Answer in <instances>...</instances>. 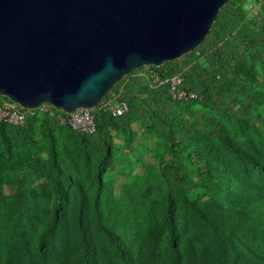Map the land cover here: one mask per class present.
Segmentation results:
<instances>
[{
  "label": "trees",
  "instance_id": "trees-1",
  "mask_svg": "<svg viewBox=\"0 0 264 264\" xmlns=\"http://www.w3.org/2000/svg\"><path fill=\"white\" fill-rule=\"evenodd\" d=\"M246 2L256 10H244ZM184 57L188 66L198 58L205 66L183 70L175 60L168 68L166 62L149 69L160 78L180 74L182 87L196 93V100H173L167 86L153 84L145 74L132 77L143 68L135 69L102 100L124 102L125 113L111 117L90 110L96 125L92 135L59 124L64 113L53 108V123L63 134H47L44 158L28 135L34 115L27 125L0 122V264H264V131L252 120L264 91L250 92L256 64L264 68V0H229L206 39ZM167 103L198 104L214 113L197 135L202 145L196 154L208 155L205 172L200 171L203 191L190 193L196 185L182 175L160 200L146 196L152 220L133 249L105 225L89 193L99 198L110 165L109 124L126 131L131 122L143 120L145 106L162 109ZM49 121L43 123L50 127ZM6 128L16 133L14 153ZM88 142L98 146L95 158Z\"/></svg>",
  "mask_w": 264,
  "mask_h": 264
},
{
  "label": "water",
  "instance_id": "water-1",
  "mask_svg": "<svg viewBox=\"0 0 264 264\" xmlns=\"http://www.w3.org/2000/svg\"><path fill=\"white\" fill-rule=\"evenodd\" d=\"M229 0H0V96L94 109L133 70L193 52Z\"/></svg>",
  "mask_w": 264,
  "mask_h": 264
},
{
  "label": "rangeland",
  "instance_id": "rangeland-1",
  "mask_svg": "<svg viewBox=\"0 0 264 264\" xmlns=\"http://www.w3.org/2000/svg\"><path fill=\"white\" fill-rule=\"evenodd\" d=\"M188 63L189 58L184 56L177 61L178 66L183 70L195 63L205 66L201 58L196 59L189 66ZM173 64L174 62H167L164 67L168 68ZM146 68L134 72L132 77L143 78L144 73L147 72ZM255 69L256 86L250 90L251 93L253 90L264 91V68L256 64ZM141 81H143L142 87L146 82L144 79ZM1 101L0 97V103ZM159 109L155 104L145 106L144 111L140 112L144 115L143 120L131 122L126 131L109 124L107 132L111 137L110 165L103 174V186L99 198L95 199L92 193H89L94 210L103 218L105 225L133 249L150 227L152 220L146 196L160 200L169 192L172 181L176 185L178 182L176 178L182 175L190 176L192 183L196 185L189 190L190 193L194 191L200 194L203 191L200 188L202 182L200 171L205 172L203 158H208V155L200 159L196 154L202 145L197 135L200 131L204 132L214 113L209 109L201 108L198 104L167 103ZM31 114L35 116V120L28 135L36 143L34 149H41L40 156L44 158L43 150L49 146L46 140L47 134L51 133L54 138H60L63 133L60 125L53 123L56 121L54 110L45 108L25 110L26 125L33 119ZM44 119L50 120V127L43 123ZM252 120L264 131V97L252 113ZM5 134V138L10 142V151L14 153L17 150L16 133L13 128H6ZM93 145L95 148L88 142L87 148L92 153L90 155L95 158L98 146ZM3 148L0 146L1 156ZM67 149L69 154L74 153L72 143ZM80 176L83 178L82 170ZM85 185L86 183H83V186ZM3 192L8 194L9 189L3 186ZM202 198L205 199L206 196Z\"/></svg>",
  "mask_w": 264,
  "mask_h": 264
},
{
  "label": "built area",
  "instance_id": "built-area-1",
  "mask_svg": "<svg viewBox=\"0 0 264 264\" xmlns=\"http://www.w3.org/2000/svg\"><path fill=\"white\" fill-rule=\"evenodd\" d=\"M243 8L249 13L255 10V6L251 2H246ZM146 69L147 72L144 74L151 79L153 84L167 86L170 97L173 100L188 102L197 99L196 93L182 87L183 80L180 74H175L167 78H160L157 74L152 72L149 67ZM1 98L0 122L11 126H22L25 123V110L7 98ZM44 108L53 109V107L48 104H42L37 109L43 110ZM96 108L97 111L107 113L111 117L122 116L126 111L125 103L117 100L115 97L101 101ZM62 112L64 115H58L59 124L68 126L70 129L80 134L92 135L95 133L96 125L94 115L89 109H77L70 113Z\"/></svg>",
  "mask_w": 264,
  "mask_h": 264
}]
</instances>
